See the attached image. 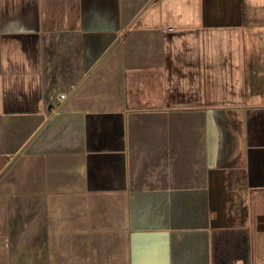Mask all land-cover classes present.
Here are the masks:
<instances>
[{
    "label": "crops",
    "instance_id": "crops-1",
    "mask_svg": "<svg viewBox=\"0 0 264 264\" xmlns=\"http://www.w3.org/2000/svg\"><path fill=\"white\" fill-rule=\"evenodd\" d=\"M0 264H264V0H0Z\"/></svg>",
    "mask_w": 264,
    "mask_h": 264
},
{
    "label": "built area",
    "instance_id": "built-area-1",
    "mask_svg": "<svg viewBox=\"0 0 264 264\" xmlns=\"http://www.w3.org/2000/svg\"><path fill=\"white\" fill-rule=\"evenodd\" d=\"M70 96L71 94H69V92L60 91L55 105V110H58L70 98Z\"/></svg>",
    "mask_w": 264,
    "mask_h": 264
}]
</instances>
